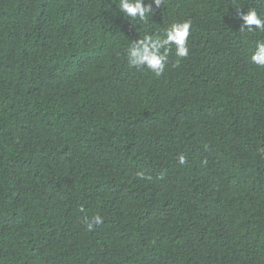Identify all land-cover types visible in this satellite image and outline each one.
<instances>
[{"label": "trees", "instance_id": "obj_1", "mask_svg": "<svg viewBox=\"0 0 264 264\" xmlns=\"http://www.w3.org/2000/svg\"><path fill=\"white\" fill-rule=\"evenodd\" d=\"M117 4L0 0V264H264V32L235 13L264 0ZM187 20L186 57L129 67Z\"/></svg>", "mask_w": 264, "mask_h": 264}, {"label": "clouds", "instance_id": "obj_2", "mask_svg": "<svg viewBox=\"0 0 264 264\" xmlns=\"http://www.w3.org/2000/svg\"><path fill=\"white\" fill-rule=\"evenodd\" d=\"M164 3L165 0H149L148 3L145 0H118L116 8L130 23L132 21L147 22L148 17L155 15L156 9H160ZM235 13L238 19L242 21L239 27L241 33H250L254 30L264 32V17L258 15L255 9H249L247 12L243 9H237ZM191 26L190 20L173 22L156 38L145 34L141 38L133 40L127 49L129 67L135 68L137 71L148 69L157 77L162 75L173 47L178 58H184L188 55L189 50L186 42ZM251 62L264 67V40L255 42ZM177 159L180 165L186 163V158L183 155L178 156ZM139 175L142 176V174ZM84 223L87 230L91 231L96 225L103 223V219L100 215H94L85 218Z\"/></svg>", "mask_w": 264, "mask_h": 264}]
</instances>
